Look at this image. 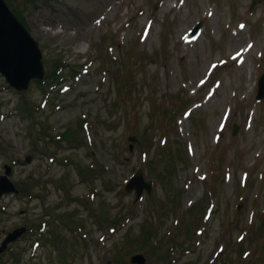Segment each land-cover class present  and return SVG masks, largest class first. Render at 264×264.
<instances>
[{"label":"rangeland","instance_id":"obj_1","mask_svg":"<svg viewBox=\"0 0 264 264\" xmlns=\"http://www.w3.org/2000/svg\"><path fill=\"white\" fill-rule=\"evenodd\" d=\"M5 1L63 68L0 74V175L37 180L0 201L27 227L0 264H264V0Z\"/></svg>","mask_w":264,"mask_h":264},{"label":"water","instance_id":"obj_2","mask_svg":"<svg viewBox=\"0 0 264 264\" xmlns=\"http://www.w3.org/2000/svg\"><path fill=\"white\" fill-rule=\"evenodd\" d=\"M257 0L253 1V5ZM200 25L193 29L195 34ZM0 74L5 77L6 82L19 92L29 89L33 80H42L46 75L43 53L39 42L31 35L28 28L18 19L16 14L9 8L5 0H0ZM257 98H264V73L258 80ZM237 127H234V133ZM136 140L135 137L131 139ZM31 161L28 156L27 162ZM4 174L0 175V201L3 196L18 194L20 189L11 179L12 165L4 166ZM153 181L146 180L141 170H138L129 179L126 189L135 192V198L139 199L144 190L151 192ZM27 232L23 226L9 232L3 239L0 232V257L11 242L16 241ZM135 264H145L146 258L143 254H136L131 258Z\"/></svg>","mask_w":264,"mask_h":264},{"label":"trees","instance_id":"obj_3","mask_svg":"<svg viewBox=\"0 0 264 264\" xmlns=\"http://www.w3.org/2000/svg\"><path fill=\"white\" fill-rule=\"evenodd\" d=\"M61 62H62L61 60H57V59L52 61V62H50L48 67L49 68L50 67H54V69L51 72L49 70H47V75H46L45 79H42V80L36 79V81H38V83H40L41 85H44L49 80H57V79H59L60 78L59 77L60 76L59 72L61 73V70L63 68V66L61 65ZM57 73H58V75H57ZM24 103H25V106H24L25 114H26V116L28 118H30L29 114H32L30 105L28 104V101L26 99H24ZM187 111H188V109L185 110L183 114H185ZM62 137H65L68 140H75V141L78 139L76 137V135H75L74 130H72V129H69L66 133H63L60 138H62ZM54 140H57V138L54 137ZM36 185H37V180L36 179H34L33 177H27L26 180L22 181V183H21V191H20V193L22 192V193H25V194L29 195L30 193L33 192V190L36 187Z\"/></svg>","mask_w":264,"mask_h":264},{"label":"bare ground","instance_id":"obj_4","mask_svg":"<svg viewBox=\"0 0 264 264\" xmlns=\"http://www.w3.org/2000/svg\"><path fill=\"white\" fill-rule=\"evenodd\" d=\"M68 23V22H67ZM55 25L54 26V28L56 29L57 28V25H56V23L55 22H52V21H49V20H46V19H41V22L40 21H38L37 23H36V21H35V27H36V30L37 31H39V32H43L42 31V25L43 26H47V25ZM54 28H52V29H54ZM66 28V30L68 29V27H65ZM32 34H34V33H32ZM33 36V35H32ZM46 36L48 37V39H50V37H52V34H50L49 32L48 33H46ZM61 37V36H60ZM55 39H56V36H55ZM58 41V40H57ZM19 194V193H18Z\"/></svg>","mask_w":264,"mask_h":264}]
</instances>
